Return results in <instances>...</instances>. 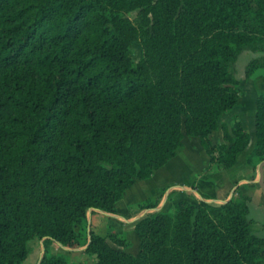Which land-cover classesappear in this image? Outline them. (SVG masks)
I'll return each mask as SVG.
<instances>
[{"label":"trees","instance_id":"16d2710c","mask_svg":"<svg viewBox=\"0 0 264 264\" xmlns=\"http://www.w3.org/2000/svg\"><path fill=\"white\" fill-rule=\"evenodd\" d=\"M244 51L264 52V0H0V264H27L35 242L39 264H70L51 245L77 247L87 212L117 213L185 137L209 156L206 174L232 168L250 140L241 122L222 123L243 91ZM262 69L264 56L246 75ZM255 128L253 169L264 160V94ZM249 202H179L135 224L136 256L116 233H91L86 254L91 264H264Z\"/></svg>","mask_w":264,"mask_h":264},{"label":"crops","instance_id":"0c3cea01","mask_svg":"<svg viewBox=\"0 0 264 264\" xmlns=\"http://www.w3.org/2000/svg\"><path fill=\"white\" fill-rule=\"evenodd\" d=\"M256 72L246 85H242V94L235 110L226 116L224 122L231 127L235 121L241 122L249 135V145L230 168L207 175L205 170L210 165V158L197 139L185 137L183 147L164 167L155 171L153 176L144 181H136L126 191L118 203L115 214L90 209L83 221V233L79 245L74 248L53 243L50 253L68 258L70 264H91L92 258L86 254L90 234L100 236L110 234L124 235L130 246L126 253L136 256L140 249V239L135 231V224L155 212H166L179 202L196 205L206 202L220 206L240 193L249 198L248 219L254 235L264 238V197L259 185L256 170L247 162L256 143V100L264 94V73ZM224 116V117H225ZM211 142L223 143L221 129L213 133ZM264 172V170H263ZM147 201H157L156 208L141 209L139 205ZM40 260L37 264H39Z\"/></svg>","mask_w":264,"mask_h":264},{"label":"rangeland","instance_id":"374dc122","mask_svg":"<svg viewBox=\"0 0 264 264\" xmlns=\"http://www.w3.org/2000/svg\"><path fill=\"white\" fill-rule=\"evenodd\" d=\"M129 18L132 21H135L136 14H134V13L129 14ZM131 49H132L133 61L135 63L139 62L143 58V50H142V46H141L140 42L136 41L135 43H133ZM263 56H264V52H251V51H244L239 55L238 60L236 62V71H237L236 72V78L240 81L241 86L246 85L250 79L246 75V67H247L248 63L254 59H258V58L263 57ZM261 73H264V69H262ZM226 119H227L226 116L223 117L222 123H224L226 121ZM258 164H259V162L255 159L253 161V165L255 167V170H256V166ZM207 175H210V174H207ZM137 181H144V180H137ZM144 204H142V205H144ZM173 210H174V205H173L171 210L166 211V212H172ZM43 254H44V251H43V247H42L41 242L33 243V252L30 254L29 259L27 261V264H37L38 261L41 260Z\"/></svg>","mask_w":264,"mask_h":264},{"label":"water","instance_id":"95a60500","mask_svg":"<svg viewBox=\"0 0 264 264\" xmlns=\"http://www.w3.org/2000/svg\"><path fill=\"white\" fill-rule=\"evenodd\" d=\"M264 160L261 161L257 166H256V173L258 176V181L259 185L262 189L263 197H264Z\"/></svg>","mask_w":264,"mask_h":264}]
</instances>
